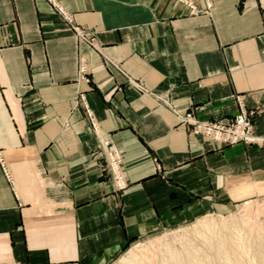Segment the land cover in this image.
<instances>
[{
    "label": "crops",
    "instance_id": "obj_1",
    "mask_svg": "<svg viewBox=\"0 0 264 264\" xmlns=\"http://www.w3.org/2000/svg\"><path fill=\"white\" fill-rule=\"evenodd\" d=\"M241 106L264 136V0H0V264H110L264 172V144L188 121Z\"/></svg>",
    "mask_w": 264,
    "mask_h": 264
},
{
    "label": "rangeland",
    "instance_id": "obj_2",
    "mask_svg": "<svg viewBox=\"0 0 264 264\" xmlns=\"http://www.w3.org/2000/svg\"><path fill=\"white\" fill-rule=\"evenodd\" d=\"M84 79L87 81H90L89 77L86 75V71L84 73ZM250 111L251 110H248V118L251 120V125H252V128H251L252 137L251 138H239L237 140H235L234 138L226 139V140L224 139L223 140L213 139V140L223 145H232V144H237V143L258 144V145L264 144V136H257L253 134V125H254L253 124V114ZM86 113L91 119L92 117L88 113L87 110H86ZM237 115L234 118H236ZM187 116H191V113H188ZM212 122H215V121H212ZM233 122H234V119L230 123H233ZM190 125L192 126V129H193L192 131L194 132L195 125H193L192 123H190ZM94 126H95V123L92 121V127L94 128ZM198 134L205 136L204 133H198ZM205 137L210 138L208 136H205ZM106 156L107 157H106L105 167L107 169V172L109 173L111 180L115 182V173L111 169L110 159L108 157V154ZM259 184H264V172H260V173L252 172L250 176H248L247 178L238 180L237 182L232 183L230 186L228 185L226 190L222 192L218 190V192L215 193L211 199L199 200L197 203H195L191 207L190 210H188L187 213H183V215L169 218L165 221V223L162 224L160 228L146 235L135 237L132 241L129 242V244L126 246L123 252L117 258H115L110 264H127L125 262L126 259L132 260L134 264H145V263L146 264H161V263L162 264H168V263L169 264H174V263L175 264H185L190 259L192 260V262L191 260L189 261L191 262L190 264H193V263L194 264H205V263L207 264L208 263L209 264H225V263L226 264H231V263L233 264H256V263L264 264V186L263 185L259 186ZM125 186H126L125 183H119L118 185H116L118 189H123ZM214 221H215V224H213ZM225 221H226V224H225ZM205 223L208 225H205ZM207 226H209L210 229H208ZM225 227L227 230L225 229ZM237 228H239V231ZM210 230L212 231L214 230L217 234L215 232L213 233ZM231 230L234 231L232 232V234H231ZM222 231H224V233ZM208 233L210 236L208 235ZM189 234L190 235L192 234L194 236L192 235L190 236ZM213 236H214V240H212ZM221 236L223 237L221 238ZM227 236H229L228 239H227ZM207 237L210 239L208 240ZM224 238H226L227 240ZM235 238H237V241ZM238 239H240L241 242H238L239 241ZM242 239L244 240L242 241ZM245 239L246 240L248 239V240L246 241ZM185 240H187L188 242H186ZM182 241L184 242V244ZM207 241H208V245H206ZM190 242L192 246L190 245ZM239 243L242 245V247H240L241 245ZM259 243L261 244L259 245ZM183 246L185 248H183ZM238 246L239 248H237ZM245 246H247V248ZM253 247H254V250H253ZM132 250L133 252H131ZM134 250L136 251V253ZM235 250H238L239 253L238 251H235ZM231 251H234V252L231 253ZM220 252H221V255L222 254L224 255L223 257H221ZM229 253H230V256H228ZM235 253L236 254L238 253V254L236 255ZM255 253H258V254H255ZM241 254H243V256ZM194 256L197 259L193 258ZM205 257L206 259L209 258L208 260L210 262L208 260H205ZM235 257L237 258L235 259ZM173 260H177V261L174 262ZM199 260L200 262H198ZM221 260H223V262ZM234 261L235 262L237 261V263H234ZM189 262H187L186 264H188Z\"/></svg>",
    "mask_w": 264,
    "mask_h": 264
},
{
    "label": "built area",
    "instance_id": "obj_3",
    "mask_svg": "<svg viewBox=\"0 0 264 264\" xmlns=\"http://www.w3.org/2000/svg\"><path fill=\"white\" fill-rule=\"evenodd\" d=\"M60 11L63 12L65 15H67L62 8H60ZM68 17V16H67ZM69 18V17H68ZM77 31H79L77 29ZM81 36H84L85 34L81 31H79ZM81 73H82V78H84V73H85V65H81ZM80 100L84 104L86 110L88 113L91 115V119L93 121V112L89 108L87 102H86V97L84 94H80L79 96ZM240 101V100H239ZM188 121L192 122L193 125H195V133H204L205 136H208L213 139L217 140H226V139H232L234 138L235 140L239 138H251V120L248 118V111L241 106L240 112L237 115L236 118H234L233 123H224L221 121H215V122H204V121H194L191 120L190 116H188ZM95 127V126H94ZM106 145H108V142H106ZM112 150V149H111ZM110 159V166L111 169L114 171L115 176L117 170H119L118 166V160L114 157L111 158L110 155H108ZM113 163L116 164V167L113 168ZM120 163V162H119Z\"/></svg>",
    "mask_w": 264,
    "mask_h": 264
},
{
    "label": "bare ground",
    "instance_id": "obj_4",
    "mask_svg": "<svg viewBox=\"0 0 264 264\" xmlns=\"http://www.w3.org/2000/svg\"><path fill=\"white\" fill-rule=\"evenodd\" d=\"M208 139H211V140H213V138H208ZM103 141H104V143L106 144V142H108V140H106V139H103ZM109 143V142H108ZM107 149V154L108 155H110L111 156V158L112 157H114V158H116L117 160H118V166H119V170H117V172H116V176H115V183H117V184H119V183H125V179H124V176H123V173H121L122 172V154L120 153V151L119 150H117V149H113V148H106ZM112 149V150H111ZM120 162V163H119ZM112 164H113V168L114 167H116V164L115 163H113V161H112ZM121 171V172H120ZM7 175H8V177L10 178V176H9V174L7 173ZM255 184V183H254ZM251 185V184H250ZM256 185H257V183H256ZM260 185H263L264 186V184H259V186ZM243 193V192H242ZM241 196V195H240ZM243 197V196H242ZM246 219V218H245ZM224 221V220H223ZM242 221H244V220H242ZM208 223V222H207ZM210 224V223H209ZM213 224H215V221H214V223ZM225 224H226V221H225ZM246 224H247V222H246ZM200 225H201V223H200ZM205 225H208V224H206L205 223ZM218 225V224H217ZM217 225H215V226H217ZM224 225V224H223ZM214 226V225H213ZM219 226V225H218ZM208 227V229H210L209 228V226H207ZM222 227V226H221ZM238 227V226H237ZM199 228V227H198ZM202 228V227H201ZM206 228V227H205ZM205 228H203V229H205ZM218 228V227H217ZM236 228V227H235ZM213 229V228H212ZM225 229H226V227H225ZM238 229V231H239V228H237ZM236 229V230H237ZM252 229V228H251ZM207 230V229H206ZM215 230H217V229H215ZM223 230V229H222ZM227 230V229H226ZM199 231H201V230H199ZM198 231V232H199ZM202 231H204V230H202ZM210 231H212V230H210ZM220 231V230H219ZM191 232V231H190ZM194 232V231H193ZM213 233L215 232L214 230L212 231ZM223 233H224V231H222ZM232 232H234V231H232L231 230V234H232ZM237 232V231H236ZM205 233V232H204ZM212 233V234H213ZM216 233V232H215ZM248 233H250V232H248ZM188 234V233H187ZM217 234V233H216ZM222 234V233H221ZM225 234H227V233H225ZM239 234V233H238ZM190 235V234H189ZM192 235V234H191ZM190 235V236H191ZM199 235V234H198ZM206 235V234H205ZM208 235H209V233H208ZM214 235V234H213ZM192 236H194V235H192ZM204 236V235H203ZM210 236V235H209ZM226 236V235H225ZM187 237H189V236H187ZM212 237V236H211ZM216 237V236H215ZM223 236H221V238H222ZM228 237L229 236H227V239H228ZM240 237V236H239ZM238 237V238H239ZM246 237H247V235H246ZM204 238V237H203ZM208 238V237H207ZM218 238V237H217ZM231 238H233V237H231ZM244 238V237H243ZM186 239H188V238H186ZM210 238H208V240H209ZM224 239H226V238H224ZM223 239V240H224ZM226 239V240H227ZM236 239V241H237V238H235ZM182 240H184V239H182ZM204 240H206V239H204ZM212 240H214V236H213V239ZM239 241L238 242H241L240 241V239H238ZM244 239H242V241H243ZM246 240V239H245ZM248 240V239H247ZM246 240V241H247ZM186 242H188L187 240H185ZM192 241V240H191ZM245 241V242H246ZM183 242V241H182ZM205 242V241H204ZM216 242V241H215ZM217 242H218V240H217ZM230 242V241H229ZM234 242V241H233ZM232 242V243H233ZM237 242V243H238ZM224 243V242H223ZM225 243H226V241H225ZM236 243V242H235ZM183 244H184V242H183ZM215 244V243H214ZM240 244V243H239ZM261 243H259V245H260ZM186 245V244H185ZM190 245H191V242H190ZM206 245H208V241H207V244ZM226 245V244H225ZM241 245V244H240ZM246 245V244H245ZM249 245H250V243H249ZM248 245V246H249ZM168 246V245H167ZM170 246V245H169ZM187 246V245H186ZM192 246V245H191ZM190 246V247H191ZM213 246V245H212ZM220 246V245H219ZM237 246V245H236ZM214 247V246H213ZM222 247V246H221ZM225 247V246H224ZM229 247H230V245H229ZM240 247H242V245L240 246ZM246 248H247V246H245ZM250 247V246H249ZM251 247H252V245H251ZM256 247V246H255ZM183 248H185L184 246H183ZM207 248H208V246H207ZM216 248V247H215ZM219 248V247H218ZM234 248V247H233ZM237 248H239V246L237 247ZM236 248V249H237ZM191 249V248H190ZM223 249H225V248H223ZM230 249V248H229ZM173 250V249H172ZM195 250V249H194ZM241 250H243V249H241ZM253 250H254V247H253ZM135 251V250H134ZM162 251V250H161ZM170 251V250H169ZM168 251V252H169ZM177 251V250H176ZM176 251H174V252H176ZM184 251V250H183ZM186 251H187V249H186ZM188 251H190V250H188ZM208 251V250H207ZM223 251V250H222ZM226 251H227V249H226ZM235 251H238V250H235ZM131 252H133V250L131 251ZM174 252H172V253H174ZM200 252V251H199ZM203 252V251H202ZM209 252V251H208ZM229 252V251H228ZM232 252H234V251H231V253ZM241 252V251H240ZM253 252H255V251H253ZM135 253H136V251H135ZM186 253V252H185ZM187 253H189V252H187ZM196 253V252H195ZM206 253V252H205ZM211 253V252H210ZM216 253V252H215ZM219 253V252H218ZM223 253V252H222ZM238 253H239V251H238ZM237 253V254H238ZM182 254H183V252H182ZM191 254V253H190ZM197 254V253H196ZM202 254V253H201ZM209 254V253H208ZM208 254H207V256H208ZM225 254V253H224ZM236 254V253H235ZM234 254V255H235ZM236 254V255H237ZM255 254H258V253H255ZM128 255V254H127ZM129 255H130V253H129ZM173 255V254H172ZM176 255H177V253H176ZM193 255H194V253H193ZM206 255V254H205ZM220 255H221V252H220ZM242 256H243V254H241ZM160 256V255H159ZM174 256V255H173ZM190 256V255H189ZM224 255L222 254L221 255V257H223ZM228 256H230V253L228 254ZM228 256H226V257H228ZM233 256V255H232ZM241 256V257H242ZM245 256V255H244ZM257 256V255H256ZM185 257V256H184ZM187 257H188V255H187ZM209 257H211V256H209ZM214 257V256H213ZM193 258H196L195 256L193 257ZM192 258V259H193ZM208 258V257H207ZM230 258H232V257H230ZM237 257H235V259H236ZM253 258H255V257H253ZM163 259V258H162ZM181 259V258H180ZM183 259V258H182ZM187 259V258H186ZM197 259V258H196ZM209 259V258H208ZM208 259H206V257H205V260H208ZM224 259V258H223ZM228 259V258H227ZM234 259V260H235ZM239 259V258H238ZM123 260V259H122ZM191 260V259H190ZM190 260H188L187 262H189ZM195 260V259H194ZM204 260V259H203ZM203 260H201V261H203ZM204 260V261H205ZM214 260V259H213ZM212 260V261H213ZM217 260V259H216ZM225 260V259H224ZM240 260V259H239ZM125 261V260H124ZM174 262H176L177 260H173ZM183 261V260H182ZM209 261V260H208ZM222 262H223V260H221ZM232 261V260H231ZM127 264H134L133 262H132V260H130V259H126V261H125ZM145 262V261H144ZM186 262V261H185ZM186 262V263H187ZM191 262H192V260H191ZM191 262H189L188 264H190ZM198 262H200V260L198 261ZM207 262V261H206ZM210 262V261H209ZM218 262H219V260H218ZM230 262V261H229ZM123 263V262H122ZM172 263V262H171ZM185 263V264H186ZM197 263V262H196ZM213 263V262H212ZM234 263H237V261L235 262L234 261ZM238 263H239V261H238ZM251 263H253V262H251ZM146 264V263H145ZM162 264V263H161ZM169 264V263H168ZM175 264V263H174ZM194 264V263H193ZM205 264H207V263H205ZM209 264V263H208ZM226 264V263H225ZM231 264H233V263H231ZM257 264V263H256Z\"/></svg>",
    "mask_w": 264,
    "mask_h": 264
}]
</instances>
